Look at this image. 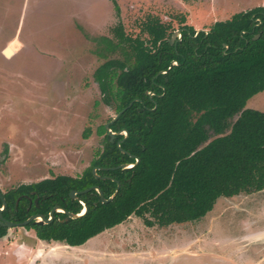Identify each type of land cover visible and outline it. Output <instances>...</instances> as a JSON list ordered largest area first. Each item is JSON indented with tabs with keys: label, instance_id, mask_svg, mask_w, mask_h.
I'll return each mask as SVG.
<instances>
[{
	"label": "trees",
	"instance_id": "1",
	"mask_svg": "<svg viewBox=\"0 0 264 264\" xmlns=\"http://www.w3.org/2000/svg\"><path fill=\"white\" fill-rule=\"evenodd\" d=\"M111 2L117 21L111 36L92 38L103 58L93 77L115 114L131 102L109 123L126 135L110 141L99 124L101 148L78 174L0 189L3 218L18 222L34 213L47 217L54 206L78 213L82 204L71 189L97 185L108 198L119 182L107 202L94 188L77 193L87 205L78 217L54 211L47 223L21 226L46 243L80 246L131 217L145 231L195 222L218 197L264 189V110L245 106L264 90V4L217 19L207 31L196 32L181 17L180 36L170 42L171 26L156 15L141 22L144 37L127 33ZM121 163L134 164L111 168ZM6 232L0 225V237Z\"/></svg>",
	"mask_w": 264,
	"mask_h": 264
},
{
	"label": "rangeland",
	"instance_id": "2",
	"mask_svg": "<svg viewBox=\"0 0 264 264\" xmlns=\"http://www.w3.org/2000/svg\"><path fill=\"white\" fill-rule=\"evenodd\" d=\"M124 30L156 15L207 29L264 0H116ZM111 0H0V189L86 167L115 115L93 77V37L111 36ZM13 53L6 57L3 49ZM264 110V90L245 104ZM89 128L86 137L83 133ZM59 255V256H57ZM62 256V257H61ZM64 256V257H63ZM0 264H264V189L218 197L195 222L144 230L129 218L75 247L36 240L21 226L0 237Z\"/></svg>",
	"mask_w": 264,
	"mask_h": 264
},
{
	"label": "water",
	"instance_id": "3",
	"mask_svg": "<svg viewBox=\"0 0 264 264\" xmlns=\"http://www.w3.org/2000/svg\"><path fill=\"white\" fill-rule=\"evenodd\" d=\"M176 36H178V37L180 36V30H179V29H178L177 31H175V32L172 33L171 38H170V42H172L173 39H174ZM7 51H8V52H7ZM8 53H9V54H8ZM12 53H13V52H12ZM12 53H11V51H10V49H9L8 46H6V47L3 49V54H4L6 57L12 55ZM130 104H131V102H130L127 106H129ZM127 106H126V107H123L121 110H119V111H118V112L112 117V119H111L110 121H107V122L104 124L106 130L108 131V134H109V140H110V141H113V138L115 137V134L118 133V132H122V133L125 134V135H126V133H127L126 130H121V131H118V132H114V131H111L110 128H109V123H110L111 121L115 120V119L118 117V115H119L121 112H123V111L127 108ZM117 146L120 148L118 142H117ZM120 150L123 151V152L125 151V150L122 149V148H120ZM137 160H138V159L136 158V161H137ZM133 164H134V163H121V164H118V165H116V166H114V167H111V168L119 167V168H125V169H127V168L131 167ZM95 169H96V167H93V168H92V173L97 177L98 175L96 174ZM91 188H94V189L98 192L99 197H100V201H101V202H107V201H109V200L112 199V197L114 196V194H115L116 191L118 190V188H119V182L117 181L116 189L114 190L113 194H111L108 198H105V197L103 196V193H102L100 187L97 186V185L90 186V187H88V188H86V189H84V190H81V191H77V190H75V189H71V190L69 191V195H70V197H72V198H74V199H78V200L80 201V203L82 204V209H81L80 212H78V213L70 212V211L65 210L64 208H62V207H60V206H54V207H52V208L49 210V212H48V216H47V217H45L44 215H42V214H40V213H34V214L29 215V216H28L26 219H24L23 221H18V222L9 221V220H6L5 218H3L2 214H1V211H2L3 208L5 207V204H6V203H5V199L3 198V196L0 195V198H1V200H2V205H1V207H0V225H3V226H5V227H7V229H9V228H12V227L23 226V225H25V224H27V223H29V222H33V223H36V224L47 223V222H49V221L52 220L54 211H61V212H64L68 217H78V216L82 215V214L86 211V209H87V205H86V203H85L83 200H81V199L77 196V193H80V192H83V191H87V190H89V189H91Z\"/></svg>",
	"mask_w": 264,
	"mask_h": 264
},
{
	"label": "flooded vegetation",
	"instance_id": "4",
	"mask_svg": "<svg viewBox=\"0 0 264 264\" xmlns=\"http://www.w3.org/2000/svg\"><path fill=\"white\" fill-rule=\"evenodd\" d=\"M184 23H185V22H184ZM185 24H187V23H185ZM188 25H189V24H188ZM192 27H193V26H192ZM208 27H209V26H208ZM208 27H207V29H208ZM193 28H194V27H193ZM207 29L205 30V29H200V28H199V29H195V31H196V32H198V31H200V30L207 31ZM179 30H180V29H179ZM171 35H172V34H171ZM177 37H178V36H177ZM170 38H171V37H170ZM173 40H174V39H173Z\"/></svg>",
	"mask_w": 264,
	"mask_h": 264
},
{
	"label": "crops",
	"instance_id": "5",
	"mask_svg": "<svg viewBox=\"0 0 264 264\" xmlns=\"http://www.w3.org/2000/svg\"><path fill=\"white\" fill-rule=\"evenodd\" d=\"M229 15H231V13L229 14ZM263 190V189H262ZM234 197V196H233ZM230 198H232V197H230ZM38 241H40V240H38ZM66 246H69V247H75V246H70V245H66ZM57 256H59V255H57ZM62 257V256H61ZM64 257V256H63Z\"/></svg>",
	"mask_w": 264,
	"mask_h": 264
},
{
	"label": "bare ground",
	"instance_id": "6",
	"mask_svg": "<svg viewBox=\"0 0 264 264\" xmlns=\"http://www.w3.org/2000/svg\"><path fill=\"white\" fill-rule=\"evenodd\" d=\"M9 47V46H8ZM9 49H10V51H11V53L13 52V50L9 47ZM8 52V51H7ZM9 54V53H8Z\"/></svg>",
	"mask_w": 264,
	"mask_h": 264
}]
</instances>
